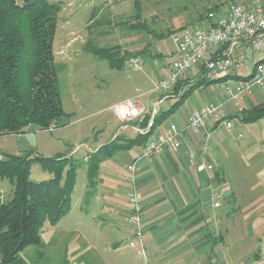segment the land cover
Segmentation results:
<instances>
[{"label": "rangeland", "instance_id": "rangeland-1", "mask_svg": "<svg viewBox=\"0 0 264 264\" xmlns=\"http://www.w3.org/2000/svg\"><path fill=\"white\" fill-rule=\"evenodd\" d=\"M47 1L55 7L59 18L54 53L66 113L59 124H64L60 127L53 124L46 130L29 126L21 134L0 135V159L4 154L36 152L46 157L74 156L86 161L88 155L100 147L116 140L129 139L126 133H119L122 124L115 116L113 107L130 98L138 99L154 109L149 114L168 109L174 100L170 102L169 96L159 97L154 88L155 81L167 76L177 59L173 35L183 28L203 26L208 12L217 8V0H138L142 8V21L150 30L148 32L127 26L135 22L133 16L137 0ZM223 1H227L228 6L250 7L264 2ZM168 32L171 33L169 36ZM161 34L164 37L160 38ZM145 46L148 54L132 56ZM95 48L109 49V56L130 53L131 57L126 58L121 67H112L110 57L94 54L92 49ZM134 58L140 61L138 69L128 67V61ZM250 73L251 69H245L241 76L247 77ZM191 75L192 71L187 74L188 77ZM233 82L237 83L227 80L196 89L175 114L157 127L156 133L169 123L180 126L186 114L193 109L223 102L226 90ZM253 92L254 97L264 103L259 89ZM157 99L158 102L162 100L160 104L166 100L169 102L155 107ZM244 99L235 100L230 96L236 108L241 106V110L252 107L248 100L243 102ZM231 121V131L226 129L224 123L218 124L221 125L218 132L209 140L212 147L219 146L226 158L221 163L226 171L219 175L213 168L210 174L218 181L215 191L221 195L217 199L220 207L213 210L222 217L218 231L224 236V241L215 248L214 258L217 257V264H264V118L249 124L238 119ZM143 148L135 145L130 149L117 150L111 158L103 157L99 185L94 196L88 198V165L82 164L78 170L71 211L55 225L49 221L45 223L41 230V245L27 248L21 254L24 262L183 264L182 257H175L169 262V252L161 250L162 244L157 240L149 242L147 233H144L146 256L129 246L134 238L129 232L130 229L133 231V226L128 219L131 213L128 194L133 190V176L127 167L142 155ZM51 176L50 172L36 164L31 179L42 181ZM136 180L138 182V175ZM13 191L14 186L10 181H0L1 201H8ZM138 191L142 196L141 188ZM207 228L213 231V224Z\"/></svg>", "mask_w": 264, "mask_h": 264}, {"label": "trees", "instance_id": "trees-1", "mask_svg": "<svg viewBox=\"0 0 264 264\" xmlns=\"http://www.w3.org/2000/svg\"><path fill=\"white\" fill-rule=\"evenodd\" d=\"M216 11L217 8L212 9L208 14ZM208 14L204 22L208 21ZM133 18L135 22L127 25L130 29L150 32L146 22L142 21V8L138 0ZM58 23L55 7L47 0H0V135L21 134L29 126L46 130L53 124L56 127L64 124H59L66 113L54 53ZM170 34L167 33L168 36ZM159 36L161 38L163 35ZM92 52L101 57H110L112 67H121L126 58L131 57L130 53L109 56V49L95 48ZM148 53L145 46L132 56ZM199 68L195 77L182 78L168 91L171 94L168 96L174 100L168 109L159 110L154 115L145 112L140 119L129 121L144 130L143 133L108 143L98 151L91 152L86 161L74 156L46 157L36 152L4 154L0 159V181H10L14 191L8 201L0 200V264H26L21 254L31 246L41 245V230L45 223L49 221L55 225L71 211L78 170L82 164L88 165V198L94 196L99 185L103 157L111 158L117 150L130 149L135 145L146 148L157 127L175 114L196 89L229 78L212 80L207 76L204 64ZM230 117L244 124L257 122L264 118V103L244 108ZM36 164L50 172V179H31ZM223 241V235L218 238L213 235L209 243L216 247ZM214 255L215 252L209 256V264H217L216 261L212 262Z\"/></svg>", "mask_w": 264, "mask_h": 264}, {"label": "crops", "instance_id": "crops-1", "mask_svg": "<svg viewBox=\"0 0 264 264\" xmlns=\"http://www.w3.org/2000/svg\"><path fill=\"white\" fill-rule=\"evenodd\" d=\"M226 2L223 0L215 1L217 13L226 11L229 4H226ZM254 6L244 5L242 7L253 8ZM217 49L213 47L208 52L207 58L215 55L218 52ZM236 54L237 56L246 54L251 63L264 57V52L257 55L248 42H242L236 48ZM243 70L245 68L235 67L228 80L241 81L244 78L241 76ZM199 71L200 68L196 67L189 78L195 77ZM186 77L188 76L186 75L184 78ZM234 84L233 82L229 88L234 87ZM258 89L264 101V88ZM226 91V99L223 102H215V104L224 106L225 115L231 121L230 116L240 111L241 106H238L239 109H237V106L230 100L228 89ZM158 99L155 102V107L172 101L169 99V101L166 100L164 103L159 104ZM127 100H130V98L125 101ZM247 100L252 106L260 103L254 97V92L248 95L243 102L246 103ZM140 102L144 104L142 101ZM150 110L153 111L154 109L146 106V112L148 113ZM194 110L197 109H193L186 114V119L180 126L176 123H169L160 132H155L151 136L150 141L157 139L171 125H176L181 130V147L177 151L166 147L160 153H155L150 157H144L143 152L141 156L136 158L135 163L139 167L137 187L141 188L144 198L141 196L145 204L143 213L144 232L147 233L149 242L155 239L161 243V250L169 252V262L175 257H182L183 264H196L197 262L209 264V256L217 248L209 242L211 236L214 235L217 238L220 236L218 227L223 222L221 215L213 210L219 209L214 206L217 203L214 195L218 193L215 191V188L218 187V181L217 179L214 180L210 174L214 169L217 170L219 175L226 171L221 165L222 162L226 161V158L220 152L219 146L212 147L209 144V140L218 132L221 125L216 126L209 122L207 127L202 128L197 133H191L188 130V122ZM121 124V132L119 133H126L129 139L143 133L133 122H121ZM205 163H211L214 169L212 171H199V166ZM218 164H220V167ZM215 176H217L216 173ZM211 223L213 224V231L207 228ZM129 232L133 238L134 226L133 231L130 229ZM117 244L118 241L115 242V246ZM216 260L217 257L214 258L213 256L212 262Z\"/></svg>", "mask_w": 264, "mask_h": 264}, {"label": "built area", "instance_id": "built-area-1", "mask_svg": "<svg viewBox=\"0 0 264 264\" xmlns=\"http://www.w3.org/2000/svg\"><path fill=\"white\" fill-rule=\"evenodd\" d=\"M208 17V21L203 26L184 28L173 35L177 46V59L172 63L169 74L155 81L154 91L159 96H165L190 71L193 72L202 64L205 65L207 76L212 80L229 76L235 67L251 69L247 77L237 82L234 88L228 89L229 95L235 100L244 99L257 88H264V57L251 63L246 54L239 56L236 54V48L242 42L250 43L257 55L264 52V2L253 8L230 5L222 13L210 12ZM225 45L227 47L224 49ZM213 47L218 48V52L207 58L208 52ZM128 67L140 68L139 59L129 60ZM161 102L162 100L159 104ZM113 112L121 122H129L140 119L146 112V106L137 99H130L115 105ZM209 122L213 125L224 123L229 131L233 129V124L227 119L222 105L215 103L194 110L187 128L191 133H197L207 127ZM166 147L175 151L181 147V130L176 125H171L157 139L149 141L144 149V157L160 153ZM127 168L133 176V190L128 195L131 210L128 219L134 226V238L129 246L137 250L140 255L146 256L143 221L145 206L137 188L138 167L134 163ZM213 168L211 163H205L199 166V171H212ZM214 196L216 200L221 197L218 193ZM214 206L220 207V202L217 200Z\"/></svg>", "mask_w": 264, "mask_h": 264}]
</instances>
